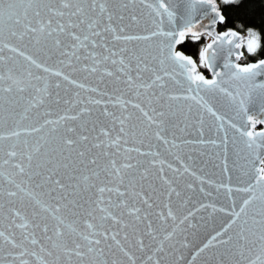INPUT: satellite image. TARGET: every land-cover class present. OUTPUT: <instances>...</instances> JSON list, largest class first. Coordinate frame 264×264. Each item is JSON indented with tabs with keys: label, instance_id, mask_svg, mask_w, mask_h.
<instances>
[{
	"label": "snow or ice",
	"instance_id": "6c2138e0",
	"mask_svg": "<svg viewBox=\"0 0 264 264\" xmlns=\"http://www.w3.org/2000/svg\"><path fill=\"white\" fill-rule=\"evenodd\" d=\"M135 2L119 0L117 6L114 0H0V53L8 48L28 62V67L15 65V58L9 57L14 66L7 68L6 74L0 69V223L8 221L6 227L0 228V264H165L166 258L175 254L174 240L180 225L193 227L191 218L195 214L191 210L183 218L174 214L172 197L179 198L181 193L165 176V161L155 159L160 153L127 145H144L145 139L152 137L167 146L170 141L164 135L168 131L166 120L175 115L173 103L180 101H192L203 110L199 113L201 125L205 112L219 121L217 131L225 132V145L227 123L238 133L233 142L239 140L249 155L256 157L255 183L237 189L249 193V197L239 212L233 209L229 213L234 218L199 249L190 264H195L206 250L220 246L238 254V264H264V159L260 158L264 152V128L257 131L258 125H264V102L258 115L252 114L249 107L254 103V91L264 92V30L258 33L246 26L243 34L232 30L233 17L228 13L233 9L222 6L236 0H181L182 8L171 7L168 0H157L155 5L140 0L150 9L155 30L147 35H131L123 23L115 22H123L125 10ZM130 19L139 23L135 15ZM189 37L193 41L210 38L198 55L199 67L212 73L210 79L198 71L196 61L182 54ZM6 39L20 44L35 40L36 45L51 41L52 49L60 56L77 62L82 50L83 59L92 62L91 66L84 65L83 71L96 73L101 65L110 63L115 71L105 67L103 75L113 78L116 90L129 93L132 99L116 97L119 116L105 104L100 116L106 124L100 120L81 121L85 114L91 118L89 108L77 115L65 114L43 122L37 112L35 122L22 132L20 122L14 118L16 108L23 107L21 120H28L31 110L45 104V94L50 96L47 84L41 88L33 83L43 77L34 75L31 67L43 68L44 72L50 69L17 46L5 43ZM134 41L148 42V46L129 47ZM178 45L182 46L180 51ZM241 49L250 56L258 52L260 55L255 62L241 66ZM5 63L0 55V66ZM60 63L73 67L71 60ZM52 74L76 83L60 71ZM170 83L181 89L186 84L189 94L170 92ZM55 87L60 88V84ZM99 94L112 100L108 93ZM217 94L235 108L236 115L245 121L243 126L217 114L206 99ZM55 102L60 103L59 99ZM88 103L101 105L102 100L90 98ZM50 115L51 112L44 113L45 117ZM68 121L81 123L77 128ZM35 134H39L38 138L30 140ZM171 144L179 147L175 140ZM148 146L152 147L150 143ZM167 167L180 171L171 164ZM153 169L158 172L160 189L151 182ZM228 192L232 189L228 188ZM257 200L260 219L253 218L251 222L259 225L258 234L247 227L249 207ZM17 204L30 205L31 212H22ZM151 217L156 218V225ZM241 220L234 237L230 230ZM181 246L188 247L186 243Z\"/></svg>",
	"mask_w": 264,
	"mask_h": 264
},
{
	"label": "water",
	"instance_id": "95a60500",
	"mask_svg": "<svg viewBox=\"0 0 264 264\" xmlns=\"http://www.w3.org/2000/svg\"><path fill=\"white\" fill-rule=\"evenodd\" d=\"M125 2H127V0H125ZM147 2L155 5L157 0H147ZM168 2L173 8L183 7L181 0H168ZM114 3L118 6L119 0H114ZM149 12L150 9L140 3V0H136L134 4H129L128 10H125V20L123 22L116 21L115 23H123L126 26L127 34L147 35L155 30L151 23ZM131 15H135L139 23L133 22L130 19ZM201 15H203V13H201ZM164 27L167 28L166 23ZM4 42L17 46L19 50L24 51L25 55L32 56L42 65L50 69L49 72H44L43 68L37 69L31 67V71L34 75L43 77V79L33 81V83L41 88L47 84L50 96L45 94V104L38 109L31 110L28 113V120H21V116L24 114L23 107L16 108L14 118L16 121L20 122L22 132L24 128L35 122L37 112L40 113V122H43L44 119L56 120L65 114L69 116L77 115L82 109L89 108L92 109L91 118L85 114L81 117V121L86 122L89 119L100 120L106 124L107 121L100 116V111L104 108L105 104H107L110 112H114L119 116L121 109L118 107L116 97L122 96L124 99H132L129 93L116 90L117 85L113 82V78L103 75V69L105 67L115 71V66H112L110 63L108 65H101L100 71L96 73L83 71L84 65L91 66L92 62L83 59L84 53L82 50L80 52L81 60L77 62L74 58L60 56L52 49L51 41H42L40 45H36L35 40H32L30 43L26 40L24 44H20L15 39L11 41L6 39ZM147 46L148 42L135 41L129 45V47H136L137 49ZM118 47L119 45H117V48ZM37 49H39V51H37ZM177 50L180 51L178 46ZM0 55H2L6 61L4 65L0 66V69H2L5 74L7 68L13 67L14 63L15 65L28 67V62L25 61L23 57L9 51L8 48H5ZM9 57H14L15 62L8 61L7 58ZM189 57L192 58V56ZM60 60H71L73 67H69L66 63H60ZM233 60L235 61V56H233ZM220 63L222 64V60ZM217 70H219V68ZM56 71H60L63 75H68L69 79L74 80L76 83H69L63 79V76L57 77L53 75L52 73ZM145 76L147 78L148 74H145ZM208 77V79L212 77V73L209 71ZM258 82H260L259 79ZM56 83L60 84V88L55 87ZM79 84H83L84 87H78L77 85ZM119 87L123 89L124 86L120 85ZM194 87L193 85V88ZM93 88L97 89V91H91ZM186 88V84L184 89L171 83L169 84V91L176 94H189L186 92ZM100 92L110 94L112 100L108 99V95L100 96ZM33 94L36 95L35 93ZM191 94L194 95L195 93L193 92ZM90 98L92 100L100 99L102 100V104H89L88 101ZM253 98L254 103L249 106L250 111L252 114L258 115L261 103L264 102V92L260 89H256L253 93ZM57 99H59L60 103L55 102ZM206 99L210 100L214 110L218 115L223 116L225 121L234 122L237 126L244 125L245 121L243 118L236 115L235 108L225 97L217 94L215 97L206 96ZM65 101H67V103H65ZM189 105H191V112L188 111ZM129 110H132L130 106ZM164 110L166 112L168 111L167 108ZM46 111L51 112V115L45 117L44 113ZM172 111L175 112V115L166 120L168 131L164 133L170 141L167 146L152 137L146 138L144 145H133L130 143L127 146L140 147L142 151H158L160 155L155 159L157 161H165V176L174 181L173 187L181 193L179 198L175 197V195L172 197L174 214L178 218H183L189 210L195 214L194 217L191 218L193 227H189L187 223L185 225H180V231L177 232L174 240L176 245V249L174 250L175 254L169 255L165 261V264H190L192 257L199 249L215 236L217 232L222 231L230 220L234 218L229 213H231L233 209L239 212L244 199L249 197V193L240 192L237 191V189L245 188L255 183L253 162L256 160V157L255 155L250 156L243 143L239 142V140L235 143L233 142L234 137H238V133H235L234 129L229 128L227 123L224 125L225 129H227L228 142L226 145L224 144L225 132L223 130L217 131L219 121H216L214 117H211L205 112L203 113L204 122L201 125L199 122V113L203 112V110L198 109V106H196L194 102H174ZM4 115L7 117V111ZM137 115L139 114L137 113ZM142 119L143 118H141V120ZM81 121H68L67 123L79 128ZM137 123H139V121H137ZM185 125H187V127H185ZM8 126H13L11 119L8 120ZM91 127L92 124L89 123L88 128L91 129ZM262 128H264V125H262ZM201 132L203 133L202 135ZM95 134L96 133H92V135ZM38 136L39 134H35L34 137H29V139L34 140L38 138ZM173 140H175V143L178 144L179 147H172L171 141ZM186 141H190L191 143H186ZM149 143L152 145L151 148L148 146ZM131 155L137 157L136 153H132ZM138 158L153 159L152 157ZM260 158L264 159V152H262ZM168 164H171L173 168L179 169V173L169 169L167 167ZM225 164L227 165V170H225ZM185 166L188 168L187 172H184ZM156 167L157 169L159 168V163H157ZM256 167H259L258 163H256ZM152 172L153 177L151 182L158 189L162 188L161 182L158 179V172H156L155 169H153ZM177 177L179 178L177 179ZM2 182L3 181H0V183ZM147 183L148 181H145V184ZM189 185H191V187H189ZM228 188L232 189L231 193L228 192ZM201 189H203V191H201ZM256 192L257 195H259V189H256ZM160 199L164 200V197L161 196ZM201 205H207V207H201ZM16 207H20L22 212H31L30 205L26 204L24 207H21L17 204ZM259 208V201H254L249 207L247 217L249 220L247 227L252 228L257 234L259 225H253L251 221L253 218L256 220L260 219L258 214ZM164 211L166 213L167 209L165 208ZM151 219L154 225L158 223L155 217H151ZM178 223L179 221L177 220V224ZM240 223H242V220L238 221L237 225H234L230 230V234L234 237L239 230ZM7 224L8 221L4 220L0 223V228L6 227ZM168 230L171 231V221H169ZM184 243L188 245L187 248L181 246ZM181 255L183 259H178ZM239 261L240 257L238 254L225 251V247L220 246L219 248L206 250L205 253L197 257L195 264H238ZM138 264H140L139 261Z\"/></svg>",
	"mask_w": 264,
	"mask_h": 264
},
{
	"label": "trees",
	"instance_id": "16d2710c",
	"mask_svg": "<svg viewBox=\"0 0 264 264\" xmlns=\"http://www.w3.org/2000/svg\"><path fill=\"white\" fill-rule=\"evenodd\" d=\"M244 7H240V5ZM233 9L232 12L228 13L229 16L233 17V23L231 25L232 30H240L241 33L245 30V26L249 30L257 31L264 30V0H236L234 4L222 6ZM220 26H217L216 31L219 32ZM188 45L187 48L183 49V53L187 56H192L194 61L199 65L198 55L201 49L204 47V38L201 41H193L191 38H186L185 42ZM182 46L178 45V49L181 50ZM262 51H264V37H262ZM259 52L256 56H248V60H255L259 57ZM201 73L208 77V71L206 68L200 67Z\"/></svg>",
	"mask_w": 264,
	"mask_h": 264
},
{
	"label": "flooded vegetation",
	"instance_id": "af4514ba",
	"mask_svg": "<svg viewBox=\"0 0 264 264\" xmlns=\"http://www.w3.org/2000/svg\"><path fill=\"white\" fill-rule=\"evenodd\" d=\"M240 51H243L244 52V57L239 61V64L241 65H245V64H248L250 62H255L257 59L255 60H248L247 57L249 56V54L244 50V49H241ZM209 78V77H207ZM262 128V125H258L257 126V130L261 129Z\"/></svg>",
	"mask_w": 264,
	"mask_h": 264
},
{
	"label": "rangeland",
	"instance_id": "374dc122",
	"mask_svg": "<svg viewBox=\"0 0 264 264\" xmlns=\"http://www.w3.org/2000/svg\"><path fill=\"white\" fill-rule=\"evenodd\" d=\"M249 30H250V29H249ZM244 31H245V30H244ZM244 31H243V32H244ZM242 34H243V33H242ZM210 42H211L210 38H207V37L204 38V43H205V44L210 43ZM205 44H204V45H205ZM202 49H203V48H202ZM202 49H201V51H202ZM199 68H200V67H199V65H198V69H199ZM199 71H200V70H199ZM200 72H201V71H200ZM206 78H207V77H206Z\"/></svg>",
	"mask_w": 264,
	"mask_h": 264
}]
</instances>
